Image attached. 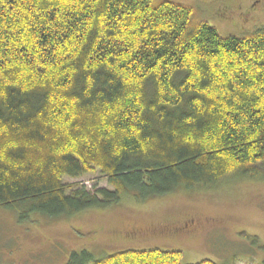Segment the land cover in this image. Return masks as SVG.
Listing matches in <instances>:
<instances>
[{"label":"trees","instance_id":"obj_1","mask_svg":"<svg viewBox=\"0 0 264 264\" xmlns=\"http://www.w3.org/2000/svg\"><path fill=\"white\" fill-rule=\"evenodd\" d=\"M191 17L152 0H0V209L56 219L264 177V29L222 36ZM95 170L111 190L62 181ZM181 257L83 251L67 264Z\"/></svg>","mask_w":264,"mask_h":264},{"label":"rangeland","instance_id":"obj_2","mask_svg":"<svg viewBox=\"0 0 264 264\" xmlns=\"http://www.w3.org/2000/svg\"><path fill=\"white\" fill-rule=\"evenodd\" d=\"M189 7L192 22L222 36L264 29V0H152ZM75 188L110 189L98 170L64 177ZM264 177L229 175L213 185L178 187L150 199L124 196L107 208L56 219L20 220L0 209V264H67L73 253L101 259L127 250L180 251L182 264H264Z\"/></svg>","mask_w":264,"mask_h":264}]
</instances>
